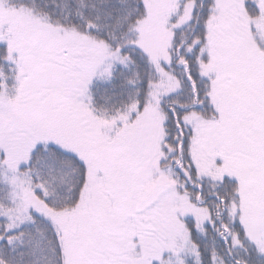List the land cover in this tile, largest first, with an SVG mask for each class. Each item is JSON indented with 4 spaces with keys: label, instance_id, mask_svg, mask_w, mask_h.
Instances as JSON below:
<instances>
[{
    "label": "snow or ice",
    "instance_id": "obj_1",
    "mask_svg": "<svg viewBox=\"0 0 264 264\" xmlns=\"http://www.w3.org/2000/svg\"><path fill=\"white\" fill-rule=\"evenodd\" d=\"M0 264H264V0H0Z\"/></svg>",
    "mask_w": 264,
    "mask_h": 264
}]
</instances>
